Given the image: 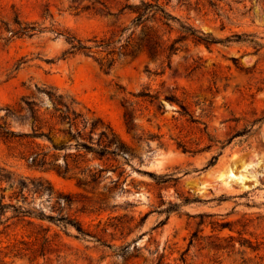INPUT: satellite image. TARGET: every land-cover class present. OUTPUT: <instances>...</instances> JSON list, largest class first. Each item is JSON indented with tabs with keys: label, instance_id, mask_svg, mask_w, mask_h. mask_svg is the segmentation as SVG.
<instances>
[{
	"label": "rangeland",
	"instance_id": "rangeland-1",
	"mask_svg": "<svg viewBox=\"0 0 264 264\" xmlns=\"http://www.w3.org/2000/svg\"><path fill=\"white\" fill-rule=\"evenodd\" d=\"M126 2L138 0H0V166L74 195L63 213L99 238L47 218L11 217L0 224V264H264V0H171V14L218 42L178 43L170 65L145 52L115 53L106 69V51L68 52L67 36L118 39L133 16L120 11ZM49 89L99 117L130 151L89 160L103 168L94 184L78 185L75 168L62 176L27 164L35 146L18 135L31 131L25 98L51 110ZM244 126L247 137L230 138ZM230 167L235 176L221 178ZM2 186L4 202L17 203ZM27 201L19 199L57 214L46 193Z\"/></svg>",
	"mask_w": 264,
	"mask_h": 264
},
{
	"label": "trees",
	"instance_id": "trees-1",
	"mask_svg": "<svg viewBox=\"0 0 264 264\" xmlns=\"http://www.w3.org/2000/svg\"><path fill=\"white\" fill-rule=\"evenodd\" d=\"M170 1L138 0L136 3L126 2L121 6L120 11H127L132 13L133 16L129 24L120 28V37L118 39L114 37L101 38L99 40L93 39L94 44H87L74 36H67L66 39L70 43L68 52H82L88 55L93 52V48L98 51H106V57L111 56V58L107 59L106 69L114 61L113 55L115 53L120 56H136L140 52H145L150 58L159 60L161 64L167 63V65H170L172 56L179 49L178 43L191 40L195 44H204L208 47L211 43L218 42L209 33H204L187 22L180 21L179 18L171 14L166 8ZM177 1L181 2L183 0ZM176 23L177 26H175ZM174 30L178 34L175 37H171V33ZM44 93L51 100L52 109L41 112L34 98H25L26 108L29 110V116L31 117V131L18 134L19 136L31 138V142L35 146L26 156L27 164L30 168L44 171L54 170L62 176L68 175L74 168L78 169L80 177H78L77 183L85 187L90 183H96L103 171L102 166L100 168L87 166L89 160L109 162L110 160L117 161V156L126 158L130 155L128 147L99 117L88 118L74 108L75 102L72 98L62 94H55L52 89L46 90ZM141 95L145 96L148 94L142 93ZM132 113V109L129 108L124 111V119L129 129H133L134 124ZM257 120L260 119L255 121ZM88 126L89 130L86 131ZM97 129H99L98 137L94 141L92 136ZM250 132V126H244L242 129L235 131L230 138L236 136L247 137ZM37 138L46 140L49 144L36 142L35 139ZM72 140L74 143H71ZM72 146L75 149L74 152L60 154V151ZM182 149L183 151H190L186 146H182ZM191 152L194 153V151ZM88 155L89 157H87ZM60 156L62 157L61 162L58 161ZM216 158L217 155H213L209 165L214 163ZM149 174L154 175L152 173ZM171 176V174H163L156 177H158V181H164L170 179ZM2 183H6L11 188L12 192L9 197L10 199L14 197L17 203L4 202L5 196L3 192L6 187H3ZM44 193L53 201V207L57 209L56 215H46L42 211L37 212L19 203V199H21L28 204L27 199L29 196L34 200L35 196ZM75 203L74 195L57 192L50 182L41 176H23L4 166H0V224L11 217L47 218L64 227L68 225L74 226L78 232L77 237L90 236L96 238L77 219L68 213H63L65 208L70 209ZM8 210L13 212L11 216L6 215ZM96 239L99 240V238ZM46 241L47 238L45 237L39 248V253L42 256L46 254ZM126 247L127 245H124L119 248L122 256L126 253Z\"/></svg>",
	"mask_w": 264,
	"mask_h": 264
},
{
	"label": "bare ground",
	"instance_id": "bare-ground-1",
	"mask_svg": "<svg viewBox=\"0 0 264 264\" xmlns=\"http://www.w3.org/2000/svg\"><path fill=\"white\" fill-rule=\"evenodd\" d=\"M233 169H234V168H233ZM231 174L234 175V174H233V171H232V169H231V167H230V168H228L224 173H222V174L220 175V177L222 178V177L225 176V175L230 177ZM234 176H235V175H234ZM243 176H244V175H243ZM231 177H232V176H231ZM238 177H239V176H238ZM240 177H241V176H240ZM221 178H220V179H221ZM223 178H224V177H223ZM232 179H233V178H232Z\"/></svg>",
	"mask_w": 264,
	"mask_h": 264
}]
</instances>
